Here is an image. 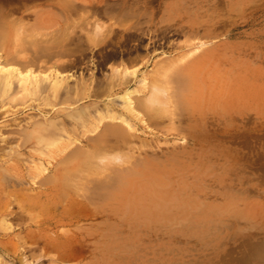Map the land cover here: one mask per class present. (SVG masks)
Returning a JSON list of instances; mask_svg holds the SVG:
<instances>
[{"label": "rangeland", "instance_id": "obj_1", "mask_svg": "<svg viewBox=\"0 0 264 264\" xmlns=\"http://www.w3.org/2000/svg\"><path fill=\"white\" fill-rule=\"evenodd\" d=\"M13 1L0 0V11L12 12L9 18L10 12L3 14L10 21L5 28L0 17V63L7 65L6 58L16 56L8 66L23 73L34 70L38 81L21 82L13 75L6 90L0 82V264H264V0ZM28 59L35 62L22 65L25 70L19 64ZM56 74L62 79L54 86ZM173 75L185 76L178 86L190 80L184 97L177 95L190 109L182 110L186 105L170 97L177 86ZM126 89H134L136 115L120 100ZM111 113L119 118H110ZM33 119L40 126L53 123L48 132L56 146L73 142L60 155L34 130L26 142L22 133L33 129ZM110 124L120 126L119 135L107 133ZM86 135L106 137L108 144ZM92 143L100 149L90 158L96 169L90 168L105 169L107 175L116 176V165L123 163L130 172L140 160L170 168V180L195 201L183 208L187 215L171 207L168 215L142 223L139 213L119 211L114 202L91 214V206H73L65 196L53 203L33 197L46 187L39 174L47 176L57 167L82 169L83 154L69 158V164L64 155L73 147L94 149ZM99 170L90 178H97ZM226 202L230 206L215 214ZM6 209L12 213L4 220ZM231 210L244 215L233 216ZM69 218L78 221L68 223ZM193 218H201L196 229Z\"/></svg>", "mask_w": 264, "mask_h": 264}, {"label": "bare ground", "instance_id": "obj_2", "mask_svg": "<svg viewBox=\"0 0 264 264\" xmlns=\"http://www.w3.org/2000/svg\"><path fill=\"white\" fill-rule=\"evenodd\" d=\"M10 1V3H12L11 2V0H9ZM13 1V0H12ZM19 1V0H18ZM14 2V1H13ZM15 2H17V1H15ZM24 4V3H23ZM66 4V3H65ZM68 4H69V2H68ZM128 5V4H127ZM15 7V6H14ZM13 7V8H14ZM21 7V6H20ZM68 7V6H67ZM70 7V6H69ZM127 7V6H126ZM138 7H140V5L138 6ZM137 7V8H138ZM136 8V9H137ZM14 9H16V7L14 8ZM14 9H12L13 11H14ZM19 9V8H18ZM40 9V8H39ZM39 9H38V11H39ZM42 9V8H41ZM40 9V10H41ZM98 9H101V8H97V10ZM11 10V9H10ZM37 11V12H38ZM100 11V10H99ZM10 12V15H8L7 16V14ZM8 13H6V14H4L5 12H3L2 13V11H0V14L2 15V16H0V17H2V19L3 20H1L0 22H1V27H6V25L5 24H7L8 22H10L9 21V19H7V18H9L10 16L12 17V12L11 11H9ZM36 12V11H35ZM37 12L35 13V14H37ZM15 13V12H14ZM60 13V12H59ZM3 14H4V16L6 17L7 16V18H5V17H3ZM16 14V13H15ZM24 14H26V13H24ZM39 14H42V13H40V11H39ZM44 14V13H43ZM42 14V15H43ZM46 14H47V12H46ZM49 14H50V12H49ZM53 14H54V16H56L55 15V13L53 12ZM36 16V15H35ZM39 16V15H38ZM49 16V15H48ZM22 17V15L20 16V18ZM42 16H40V18H41ZM13 18H14V16H13ZM12 18V19H13ZM169 18H170V16H169ZM11 19V18H10ZM22 19V18H21ZM38 19V18H37ZM20 20V19H19ZM39 20V19H38ZM37 20V21H38ZM41 20V19H40ZM40 20H39V22H40ZM18 21V19L16 20V22ZM36 21V20H35ZM50 21V20H49ZM15 23V22H14ZM44 23V25H46V23L45 22H43ZM43 23H41V27L43 26L42 24ZM48 23V26H49V23H51V22H47ZM26 24H29V23H26ZM36 24H37V22H36ZM35 25V24H34ZM31 26H33L32 24H31ZM36 26V25H35ZM1 27H0V29H1ZM39 27V26H38ZM40 27V28H41ZM43 27H45V26H43ZM46 27H47V25H46ZM32 28V27H31ZM34 28V27H33ZM35 29V28H34ZM7 30V29H6ZM4 32V31H3ZM23 32V31H22ZM28 33V32H27ZM0 34H1V31H0ZM4 34V33H3ZM22 34V33H21ZM28 34H30V33H28ZM6 35V34H5ZM4 35V36H5ZM4 36H3V38H4ZM22 36H24V35H22ZM2 38V39H3ZM22 38V37H21ZM32 40V39H31ZM4 41V40H3ZM35 45H37V44H35ZM10 57H12V55H10ZM9 57V58H10ZM16 57V56H15ZM15 57H12V58H14L15 59ZM9 58H6V59H8L7 61V63L9 64L10 62H12V60L14 61V59H9ZM27 58H29V57H27ZM29 61L27 62V60H25V61H23V64L21 63V61H20V63H21V65L19 64V66L21 67V68H24V66L22 67V65H28L27 63H29L30 62V59H28ZM32 60V59H31ZM19 61V60H18ZM17 61H15V62H13V63H16ZM25 62V63H24ZM35 61H32L31 63H29V64H31L32 65V63H34ZM189 62V61H188ZM2 63V62H1ZM0 63V82L2 83V84H4V88H5V90H6V86L8 87L9 86V78H11V76H13V75H15V76H17L16 78H18L21 82L23 81V82H29L30 80H34V81H38V77L33 73V71H25L24 73H23V71H19L18 69H16V68H13V67H10V66H8V64L7 65H5L4 63V61H3V63L1 64ZM18 63V62H17ZM167 63V62H166ZM170 63V62H169ZM164 64V63H163ZM162 64V65H163ZM35 65V64H34ZM164 65H166V64H164ZM184 65V64H183ZM195 65V64H194ZM25 66V67H26ZM35 66H37V65H35ZM64 66H66V65H64ZM168 66V65H167ZM169 66H170V64H169ZM196 66V65H195ZM165 67V66H164ZM182 67V66H181ZM168 68V67H167ZM179 68V67H178ZM25 69V68H24ZM36 69V68H35ZM169 69V68H168ZM23 70V69H22ZM26 70V69H25ZM128 70V69H127ZM164 70V69H163ZM166 70V69H165ZM179 70V69H178ZM178 70H176V71H178ZM183 70H184V68H183ZM45 71V70H44ZM43 71V72H44ZM158 71V70H157ZM180 71H182L181 69H180ZM125 72V71H124ZM198 72V71H197ZM199 72H200V70H199ZM117 73V72H116ZM123 73V72H122ZM176 73H178V72H176ZM49 74V73H48ZM159 74H160V72H159ZM180 74V73H179ZM182 74V73H181ZM131 75H133V74H131ZM174 75H176V74H174ZM172 76V77H175V76ZM187 75V74H186ZM152 76V75H151ZM166 76H167V74H166ZM40 77V76H39ZM43 77V76H42ZM46 77L47 76H45V79H46ZM157 77V76H156ZM178 77H180V76H178ZM178 77L176 78L175 77V79L176 80H174L173 82H175V84L174 85H177V83H178V85L181 83V84H183L184 83V81H182L183 80V78H184V80H185V76H181V78L182 79H178ZM189 78H190V76H188ZM126 78V77H125ZM128 78V77H127ZM158 78V77H157ZM160 78V77H159ZM158 78V79H159ZM195 78V77H194ZM60 79H62V78H60V76L58 75V74H56V75H53V85L54 86H56V85H58V83H59V80ZM197 79V78H196ZM142 80L144 81V80H146V77H144V79L142 78ZM171 80V79H170ZM173 80V79H172ZM164 81V80H163ZM183 83H182V82ZM186 81H188V79L186 80ZM185 81V84L184 85H182L183 86V88H184V86L186 85V84H189L190 85V83H189V81L188 82H186ZM192 81H193V79H192ZM11 82V81H10ZM168 82H170L171 83V81H167L166 83H168ZM122 83H124V82H122ZM142 83H144V82H142ZM11 84V83H10ZM152 84V83H151ZM84 85V84H83ZM82 85V86H83ZM167 85V84H166ZM173 85V86H174ZM174 86V90H172V89H170V90H172V92H171V94L170 95H173V96H175V97H173V96H170V97H172V98H174V101L176 102L177 100H179V101H177V103L180 105V104H182V105H186V103H183L182 101L185 99V98H183L184 96H183V93H185L186 91H188V89L189 88H191V85H190V87H189V85H188V87H187V85H186V87H185V91L184 90H182L181 89V87L180 86ZM198 86H200V84H197ZM148 86V85H147ZM150 86V85H149ZM169 86H170V84H169ZM169 86H167V87H169ZM1 87H3V86H1ZM11 87V86H10ZM12 87H13V85H12ZM43 87V86H42ZM45 87V86H44ZM64 87V86H63ZM155 87V86H154ZM170 87H172V86H170ZM179 87H180V89H179ZM9 88V87H8ZM150 88H152V86L150 87ZM149 88V89H150ZM157 88V87H156ZM166 88V87H165ZM177 88V89H176ZM186 88H188V89H186ZM11 89V88H10ZM134 89H136V88H134ZM134 89L133 90H131V89H126V90H124L123 92H122V94L120 95V98H122V99H120V100H123V103H124V107H125V109L127 110V111H129L132 115H136V112H135V110H134V108H133V105H132V100H131V93L132 92H134ZM168 89V88H167ZM176 89V90H175ZM166 90V89H165ZM178 90V91H177ZM179 90H180V92H181V94H178L177 92H179ZM136 91V90H135ZM175 91V93H177L176 95H175V93H173ZM190 91H191V89H190ZM193 91V90H192ZM149 92V91H148ZM150 93V92H149ZM167 93V92H166ZM173 93V94H172ZM189 93V92H188ZM100 94V93H99ZM165 95H168L169 96V94H165ZM177 95H181V96H183V97H179V96H177ZM42 96V95H41ZM147 96V95H146ZM143 97V96H142ZM142 97H140V98H142ZM160 97L162 98V96L160 95ZM178 97V98H177ZM119 98V97H118ZM139 98V99H140ZM163 98H168V97H163ZM176 98V99H175ZM143 99H144V97H143ZM146 99V98H145ZM169 99H171V98H169ZM183 99V100H182ZM162 100V99H161ZM160 100V101H161ZM137 101H138V98H137ZM140 101V100H139ZM163 101H165V100H163ZM172 101V100H171ZM169 102V101H168ZM180 102H182V103H180ZM184 102H187L186 100L184 101ZM139 103V102H138ZM143 103H145V102H143ZM188 103V102H187ZM39 104V103H38ZM41 105L43 104V103H40ZM39 104V105H40ZM98 104V103H97ZM140 104V103H139ZM172 104V103H171ZM175 104V103H174ZM99 105V104H98ZM136 105H138V104H136ZM135 105V106H136ZM176 105V104H175ZM178 105V106H179ZM173 106V105H172ZM178 106H176V108L178 107ZM187 106L189 107L190 105L188 104V105H186V108H182V110L184 109H187ZM42 107V106H41ZM93 107V106H92ZM173 107H175V106H173ZM191 107V106H190ZM190 107H189V109H190ZM200 107V106H199ZM49 108V107H48ZM100 108V107H99ZM110 108V107H109ZM180 108V107H179ZM45 109V108H44ZM50 109V108H49ZM101 109V108H100ZM103 109V108H102ZM154 109V108H153ZM152 109V110H153ZM74 110V109H73ZM76 110V109H75ZM104 110V109H103ZM102 110V111H103ZM108 110V109H107ZM181 110V109H180ZM72 111V110H71ZM110 111V110H109ZM188 111V110H187ZM190 111V110H189ZM118 112V111H117ZM152 112H154V111H152ZM177 112L179 113V111L177 110ZM176 112V113H177ZM104 113V112H103ZM155 113H156V110H155ZM157 113H159V112H157ZM156 113V114H157ZM181 113H184V112H182L181 111ZM187 113V112H186ZM66 114H68V113H66ZM153 114V113H152ZM192 114V113H191ZM104 115V114H103ZM102 115V116H103ZM111 115H112V113H111ZM108 115L110 118L111 117H117V116H114V115ZM121 115V114H120ZM155 115V114H154ZM186 115V114H185ZM188 115V114H187ZM48 116V115H47ZM65 116H67V115H65ZM100 116H101V113H100ZM119 116V115H118ZM184 116V115H183ZM34 117V116H33ZM32 117V118H33ZM106 117V116H105ZM121 117V116H120ZM150 117V116H149ZM59 118V117H58ZM70 118V117H69ZM97 118V117H96ZM99 118V117H98ZM117 118H119V117H117ZM50 119V118H49ZM126 119V118H125ZM34 120V122L35 121H37V120H35V119H33ZM53 120V119H52ZM69 120V119H68ZM123 120H124V118H123ZM29 121V120H28ZM39 121V120H38ZM36 122V123H38V124H36V123H32L33 124V129L31 128V130H28L27 131V129H26V131H25V133H22V134H24V138L25 139H27L26 140V142L30 139V137L32 136V133H33V130H34V132H36L37 134H39V135H37V136H39L38 137V139H39V141H44V142H46L49 146L48 147H50V146H52V147H55L56 145L55 144H57V141H55V140H52V136L50 135V133L49 132H51V131H49L50 129H52L53 128V126H52V124L53 123H51V121L48 123V124H44L42 121L43 120H41V122H42V125L43 126H40L39 125V122ZM46 121H47V119H46ZM126 121V120H125ZM48 122V121H47ZM97 123H99V122H97ZM14 124V123H13ZM18 124V123H17ZM62 123H60V125H61ZM10 125V124H9ZM11 125H12V123H11ZM15 125V124H14ZM78 125H80V124H78ZM108 125V124H107ZM106 125V126H107ZM110 125H112V124H110ZM116 124H114V125H112V126H110L109 128H107V133L109 134V133H113L112 135H114V134H118L119 135V133L121 132V128H120V126L119 127H117V126H115ZM131 125H132V123H131ZM24 126V125H23ZM55 126H57L56 124L54 125V127ZM62 126V125H61ZM51 127V128H50ZM70 127H71V125H70ZM105 127V125H103V128ZM49 128V129H48ZM56 128V127H55ZM62 128H63V126H62ZM120 128V129H119ZM105 129V128H104ZM103 129V130H104ZM14 130V129H13ZM18 130H20V129H18ZM24 130V129H23ZM56 130V129H55ZM60 130V128H58V130H56L55 132H57L58 133V131ZM123 130V129H122ZM126 130V129H125ZM12 131V130H11ZM17 131V130H16ZM49 131V132H48ZM66 131V130H65ZM102 131V130H101ZM106 131H104V132H106ZM15 132V131H14ZM18 132V131H17ZM21 132V131H20ZM54 131H53V133H54V135L56 134ZM72 132V131H71ZM76 132V131H75ZM125 132V131H124ZM123 131H122V133H124ZM19 133V132H18ZM36 133H33V134H35L36 135ZM53 133H51V134H53ZM72 133H74V132H72ZM100 133V135H102L101 134V132H99L98 131V134ZM103 133V132H102ZM97 134V135H98ZM34 135V136H35ZM96 135V137L95 138H98V137H100V136H97ZM103 135H104V133H103ZM106 135V134H105ZM111 135V136H112ZM33 136V137H34ZM95 136V135H94ZM94 136H91L92 138H88L87 137V135H86V137L91 141L92 139H95L94 138ZM108 136V135H107ZM120 136H121V134H120ZM120 136H119V138H120ZM50 137V138H49ZM112 137H114V136H112ZM6 138V137H5ZM23 138V139H24ZM106 138V137H105ZM105 138H103V137H101V138H98L97 140V142H95L96 141V139H95V141H93L94 143H97V144H100L101 142V144H103L104 143V139ZM111 138V137H110ZM118 138V137H117ZM123 138H126V136H124ZM22 139V138H21ZM24 139V140H25ZM24 140H22V141H24ZM36 140V139H35ZM119 140V139H118ZM117 140V141H118ZM127 140V139H126ZM21 141V140H20ZM37 141V140H36ZM105 141H106V139H105ZM108 141V140H107ZM120 141V140H119ZM122 141H124V139L122 140ZM121 141V142H122ZM71 142H73V139L72 140H70L69 142H67L66 143V141H63V143H61V142H59V144L56 146V148H55V153L56 152H58L59 153V155L61 154V153H64V151L68 148V146L71 144ZM22 143H24V142H22ZM94 143H92L93 144V148L95 149H84V147L82 148V147H80L79 149H73L72 148V151H71V149H70V152L68 151L67 152V154H68V156H67V154H66V156L64 155V157L66 158V160L64 161V163L66 162H68L69 161V158L70 159H72V158H75V157H77V155H79V154H83L84 155V158H86L85 160H83L84 158H82V159H79V160H81V162H78V163H82V160H83V163L85 164H83V168L81 169V167H79L78 168V170L77 169H75V168H72V167H69V168H62V169H59V167H57L56 169H54V170H52L51 171V174H49V173H47V176L45 175L44 176V173H41V174H39V176H42V179H41V185L42 184H46V187H45V189L44 190H41V191H37L36 192V194H34V196L33 197H35V196H38V195H40V196H45V199H46V201L48 202V201H50V202H54V201H59V199L60 198H62L63 199V197H64V199H67V197L70 199V201H69V203L70 204H73V206H75V205H77V206H82V207H88V206H91L90 208H92V210H93V212H91V214H96V210L97 211H99V212H102V211H104V210H106L105 208H104V203H107V202H111V203H113L114 202V204L118 207V210L119 211H122V212H126V211H128V212H133V214L134 213H139L140 215H141V222L142 223H148V222H150V221H152V220H154V219H156L157 217H160V215H162V214H166V215H168V209H172V208H177V209H181V214H184V215H182V216H186L187 214H186V211L183 209L185 206L186 207H188V205L187 204H189L190 206H191V204L193 203V202H195L194 200H190L189 199V197H188V195L186 194L188 191L185 189V188H182V186H181V184L179 183V187H181V188H178V186H176L175 185V183L173 182V181H171L170 180V178H171V174H172V172H171V169L170 168H167V167H165V166H159L158 164L156 165V164H151V166L149 165V163H146V161L145 162H141V160H140V163H138L137 162V165H135V169H132V168H130V169H132V170H130L129 169V171L130 172H128V170H126L127 168H126V166L127 165H125L124 163L122 164L123 165V167H121V168H124V165H125V168L121 171V168L120 167H118L115 163H114V165H113V163H111L110 162V164H112L113 166V168L115 167V165H116V168H119L120 170H119V172L117 171V172H114L113 170L114 169H112V168H110V170H112L113 172H114V174H116V176L115 175H113V173L111 172V173H109L108 172V175L106 174L107 172V170H105V169H103V170H105V172L103 171V170H101V172H103V173H105V176L107 177H103V176H100L101 178L100 179H98V176L101 174V172H99V174H98V176H96L97 178H93L92 179V177L93 176H95V175H97V170H99V168L97 169V170H95L96 168V166L94 165V166H92V164H93V162H92V160H90V158L92 159L93 157H96L95 156V153L98 151L99 152V150H97V149H100V148H96V146H98L97 144H94ZM19 144V143H18ZM39 144V143H38ZM104 144H106L105 146H107V144L108 143H104ZM40 145V144H39ZM38 145V146H39ZM76 145V144H75ZM100 146V145H99ZM102 146V145H101ZM109 146H111V145H108V147ZM113 146V145H112ZM112 146H111V148H112ZM119 145H117L116 147H118ZM19 147H21V145L19 146ZM44 147V146H43ZM78 148V147H77ZM88 148H90L89 146H88ZM43 149H45V148H43ZM38 150V149H37ZM54 150V149H53ZM97 150V151H96ZM103 150H106V149H104L103 148ZM110 150V149H109ZM109 150H108V152H109ZM114 150H116L115 148H114ZM13 151V150H12ZM12 151H11V153H12ZM16 151V150H15ZM14 151V152H15ZM111 151V150H110ZM38 152H40V151H38ZM98 152L96 153V155H98ZM112 152V151H111ZM122 152V151H121ZM120 152V153H121ZM114 153V152H113ZM117 152H115V154H116ZM119 153V154H120ZM129 153V152H128ZM103 154H105V153H103ZM124 154V153H123ZM99 155H101L100 153H99ZM106 155V154H105ZM127 155V154H126ZM131 156H132V153L130 154ZM75 156V157H74ZM80 156V155H79ZM136 156V155H135ZM23 157V156H22ZM64 157L63 158H61V159H58V160H61L62 162H63V160H64ZM83 157V156H82ZM122 157H124V156H122ZM130 157V156H129ZM134 157V156H133ZM138 157V156H137ZM81 158V157H80ZM88 158V159H87ZM126 158V157H125ZM144 158V157H143ZM68 159V160H67ZM109 159V158H108ZM128 159V161H129V158H127ZM132 159H134V158H132ZM132 159H130V161L132 160ZM138 159V158H137ZM89 160V161H88ZM97 160V159H96ZM113 161V160H112ZM127 161V162H128ZM137 161H139V159L137 160ZM57 162H60V161H57ZM56 162V163H57ZM97 162V161H96ZM95 162V163H96ZM114 162V161H113ZM122 162V161H121ZM157 162V161H156ZM55 163V164H56ZM99 163H100V161H99ZM108 163V162H107ZM158 163H159V161H158ZM58 164H60V163H58ZM57 164V165H58ZM63 164V163H62ZM68 164H69V162H68ZM109 164V163H108ZM107 164V166H109ZM128 164V163H127ZM167 164V163H166ZM61 165V164H60ZM87 165H88V169L90 168V167H92V168H95V169H86L85 168V166L87 167ZM121 165V164H120ZM56 166V165H55ZM55 166H53V167H55ZM82 166V165H81ZM100 166V165H99ZM101 166H103V164L101 165ZM42 167V166H41ZM106 166H104L103 168H105ZM109 167H111V165L109 166ZM130 167V166H129ZM106 168H108V167H106ZM48 169V168H47ZM109 169V168H108ZM42 170H43V167H42ZM80 170L82 171V173L84 172V171H87V173H81L80 174ZM99 170V171H100ZM44 171H46V168H44ZM89 171V172H88ZM121 171V172H120ZM4 173V172H3ZM3 173H2V175H3ZM38 173V172H37ZM37 173H36V175H37ZM90 173V175H88L87 176V174H89ZM96 173V174H95ZM110 174V175H109ZM85 177H84V176ZM93 175V176H92ZM103 175V174H102ZM111 175H113V176H115L114 178H113V176H111ZM7 176V175H6ZM80 176H82V177H80ZM90 176H92L91 178H90ZM8 177V176H7ZM12 177V176H11ZM90 179H89V178ZM103 177V178H102ZM3 178V177H2ZM6 178V177H5ZM9 178V177H8ZM33 178V177H32ZM81 178H83V179H85L86 181H88V182H91V183H89V184H85L84 183V180H83V182L81 181L82 179ZM87 178V179H86ZM106 179V181H109L110 180V178L112 179V180H110V182H112V183H106V181H105V179ZM109 178V179H108ZM4 179V178H3ZM15 179V178H14ZM40 179H38L39 181H40ZM81 179V180H80ZM98 179V180H97ZM35 181V183H38L39 181ZM80 181V182H77V181ZM90 180V181H89ZM183 189V190H182ZM19 195V194H18ZM17 195V196H18ZM28 196H29V194H27ZM77 197H80V199H77ZM15 198V197H14ZM64 199H63V201H64ZM12 200H13V198H12ZM14 201V200H13ZM36 201H38V200H36ZM35 201V202H36ZM62 201V200H61ZM62 201V202H63ZM61 202V203H62ZM192 202V203H191ZM68 203V204H69ZM17 204H18V202H17ZM30 204V203H29ZM35 204V203H34ZM39 204V203H38ZM42 204L43 205H45L43 202H42ZM42 204H41V206H42ZM66 204V203H65ZM108 204V203H107ZM112 205V204H111ZM19 206V205H18ZM24 206V205H23ZM25 206H27V205H25ZM40 206V207H41ZM58 206V205H57ZM71 206V205H70ZM72 206V207H73ZM228 206H230V204H229V202H226V205H224L223 204V206H220V207H216V211L214 212L215 214L216 213H223V211L225 210V208L226 207H228ZM11 207V206H10ZM172 207V208H171ZM33 208H35L34 206H33ZM39 208V207H38ZM45 208V207H44ZM9 209V208H8ZM20 209V208H19ZM24 209H27V208H24ZM36 209V208H35ZM40 209V208H39ZM72 209V208H71ZM70 209V210H71ZM78 209V208H77ZM77 209H75V210H77ZM22 210H23V207H22ZM70 210H68L69 211V213H70ZM7 213H5L4 214V217L2 218V219H4L5 220V218H7L6 216H7V214H9L10 215V213H12V211H10V210H5ZM23 211H27V210H23ZM38 211H40V210H38ZM67 211V210H66ZM73 211V213L75 212V213H78V212H76V211H74V210H72ZM231 212H233V216H242V215H244V213L242 212V211H236V210H231L230 211V213ZM21 213V214H20ZM20 213L18 214V216H21L23 213H22V211H20ZM25 214V213H24ZM30 215H32L31 213H29ZM198 214V213H197ZM200 214V213H199ZM8 215V216H9ZM15 215H16V213H15ZM38 215V216H37ZM71 215V214H70ZM69 215V216H70ZM74 215V214H73ZM127 215V214H126ZM18 216L16 215V218H18ZM29 216V215H28ZM33 216V215H32ZM36 218L37 217H39V216H41L40 214H37L36 212H35V215H34ZM89 216V215H88ZM109 216V215H108ZM122 216H123V214H122ZM15 217V216H14ZM24 217V216H23ZM26 217V216H25ZM30 217V219H34L33 217H31V216H29ZM79 217V216H78ZM121 217V216H120ZM192 217H197L196 215L194 216V213L192 214ZM191 217V218H192ZM13 218V217H12ZM20 219H21V217H19ZM91 218V217H90ZM191 218H189V217H187L186 219H188L189 221H190V219ZM29 219V220H30ZM41 219V218H40ZM73 218H69V219H67V221H68V223H73V222H75V221H78L77 219L76 220H72ZM112 220V219H111ZM117 220V219H116ZM119 220V219H118ZM200 220H201V218H193V224H191V225H194V228L196 229L197 227H199V222H200ZM2 221V220H1ZM31 221V220H30ZM37 221V220H36ZM199 221V222H198ZM38 222V221H37ZM36 222V223H37ZM51 222V221H50ZM81 222V221H80ZM152 222H155V221H152ZM238 222V221H237ZM4 223V222H3ZM52 223V222H51ZM39 224V223H38ZM76 224V223H75ZM103 224V223H102ZM112 224V223H111ZM6 225V227H10V225L9 224H5ZM40 225V224H39ZM54 225V224H53ZM76 225H78V224H76ZM80 225V224H79ZM101 225V224H100ZM108 225H109V223H108ZM115 226V225H114ZM76 227V229H77V227L78 226H75ZM75 227L73 228V229H75ZM83 227V226H82ZM110 228V227H109ZM35 229V228H34ZM33 229V230H34ZM62 229H65V228H62ZM75 229V230H76ZM32 230V231H33ZM69 229L67 228V231H68ZM72 230V229H71ZM78 230L80 231V230H82V232H83V229H81V228H78ZM114 230V229H113ZM188 230H192L191 228H188ZM31 231V232H32ZM35 231H36V229H35ZM61 231H63V230H61ZM111 231V230H110ZM39 232V231H38ZM71 232V231H70ZM93 232V231H92ZM124 232V231H123ZM29 233V232H28ZM28 233H25V234H28ZM31 234H33V233H31ZM40 234V233H39ZM63 234V233H62ZM64 234H65V232H64ZM112 234V233H111ZM21 235V234H20ZM30 234H28L27 236H29ZM37 236V233H35L34 232V234H33V236ZM58 235V234H57ZM92 235V234H91ZM95 235V234H94ZM120 235H122V234H120ZM19 236V235H18ZM40 236V235H39ZM42 236V235H41ZM59 237V236H58ZM94 237V236H93ZM111 237H112V235H111ZM115 237V236H114ZM120 237V236H119ZM19 238H20V236H19ZM22 238V237H21ZM20 238V239H21ZM26 238V237H25ZM29 238H31V236L29 237ZM42 238V237H41ZM98 238H99V236H98ZM7 241L9 240V238H5ZM115 239V238H114ZM22 240V239H21ZM27 240H29V239H27ZM35 240V241H34ZM33 241L34 242H36L37 240L36 239H34ZM12 241V240H11ZM41 241V240H40ZM15 242V241H14ZM14 242H13V244L10 242V240H9V242L8 243H10L11 245H14ZM19 242V241H18ZM22 242H24V240L22 241ZM27 241H25V243H26ZM30 242H32V241H30ZM29 241H28V243H30ZM51 242V241H50ZM115 242V241H114ZM7 243V244H8ZM16 243V242H15ZM39 243V242H38ZM124 243V242H123ZM5 245H2V246H7V244L6 243H4ZM27 244V243H26ZM26 244L24 245L25 247H26ZM31 244V243H30ZM35 244V246H38V245H36V243H34ZM11 245H9V250H11ZM22 247H23V245H21ZM32 246H34V245H32ZM24 247V248H25ZM29 247V246H28ZM31 247V246H30ZM4 248H8V247H4ZM42 248H44V247H42ZM26 249H28V248H26ZM30 249V248H29ZM28 249V250H29ZM47 249V248H46ZM35 250V249H34ZM46 251H48V249L46 250ZM60 254V253H59ZM111 257V256H110ZM119 259V258H118ZM123 259V258H122ZM57 260V259H56ZM59 260H61V259H59ZM111 260V259H110ZM52 261V260H51ZM53 262H55V261H53ZM56 263V262H55Z\"/></svg>", "mask_w": 264, "mask_h": 264}]
</instances>
